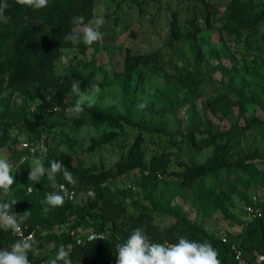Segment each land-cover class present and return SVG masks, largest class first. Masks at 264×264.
Segmentation results:
<instances>
[{"label":"rangeland","instance_id":"rangeland-1","mask_svg":"<svg viewBox=\"0 0 264 264\" xmlns=\"http://www.w3.org/2000/svg\"><path fill=\"white\" fill-rule=\"evenodd\" d=\"M7 2L9 5V0ZM231 3L232 0H138L135 3L131 0H98L90 22L96 17H104L106 24L101 28L103 39L87 46L84 53L77 49H65L56 64L59 75L81 72L96 80L100 87L94 105L91 108L84 105L80 116L85 115L87 124L77 133L79 144L76 151L87 170L88 179L79 181L74 178L75 183L69 186L63 174L58 173L54 180L44 176L35 183L28 179L33 158L22 152V145L17 148V157L13 159L7 146H0V158L7 159L12 165L11 175L22 180L1 200L15 201L22 197L20 191L30 192L33 189L31 186L37 184L43 197L40 200L46 205L47 194L62 191L60 186L64 185V190L77 191V199L73 202L83 208L87 202L95 201L98 190L107 188L114 194L115 203L127 208V214L150 209L161 230L171 227L179 217L184 216L191 223L201 224L209 235L227 242L253 225L255 220L246 211V206L249 199L255 196L264 204V155L263 158L249 159L247 165L240 163L239 166L208 173L195 179L192 187L183 186L181 178L160 174L156 185L143 192L141 187L136 186L144 173L142 170L118 171V164L127 159L132 148L143 152L149 165L165 150L170 158V170L174 172L190 169L195 162L208 166L215 154L210 136L228 134L231 137L226 135L224 141L236 142L238 128L243 127L246 131L243 149L254 152L259 148L264 152V19L255 31L234 29L228 24ZM174 26L181 31L188 28L191 35L174 38ZM0 28L16 33L19 24L4 14L0 17ZM127 50L135 56L155 53L162 66L157 69L140 67L139 79L132 82L131 90L124 83ZM13 52V39H10L4 43L2 53L7 56ZM187 67L205 75L203 81L192 88L180 81V72ZM91 92L88 89L82 93L90 95ZM228 92L234 102L239 94L249 99L245 112L241 111L239 103L224 107L221 98ZM77 99L73 92L66 96L69 109L65 115L59 106L48 108L44 113L42 106L52 103L51 96L47 98L49 103L43 105V97H32L4 80L0 84V119L7 111L12 123L10 141L18 138L23 144L33 140L34 134L27 128L29 123L40 121L68 127L73 117L69 110ZM142 104L145 105L143 108L140 107ZM255 108L257 112H254ZM89 112L98 119L116 118L122 138L93 147L95 118ZM254 115H258L262 123H253L249 127L245 118L249 121ZM192 124L202 130L195 136L198 146L182 141L175 146L170 145L168 138L159 133L186 132ZM143 126L153 132L141 130ZM46 136L43 133L36 144L43 155ZM176 138L181 139V136ZM107 173H117V176L105 182H92L89 177L100 178ZM203 188L213 192L212 196L200 195ZM89 192L93 195L90 196ZM95 222L92 217L86 223H77L73 219L53 230L41 229L40 242L45 248H39L38 241L35 256L39 259L46 257L47 260L41 264H48L58 252L56 244L48 241L47 234L72 232L82 239L100 236ZM103 233L104 236L116 235L118 231L110 223L104 227ZM262 257L258 255L254 264H264Z\"/></svg>","mask_w":264,"mask_h":264},{"label":"trees","instance_id":"trees-1","mask_svg":"<svg viewBox=\"0 0 264 264\" xmlns=\"http://www.w3.org/2000/svg\"><path fill=\"white\" fill-rule=\"evenodd\" d=\"M97 1L49 0L46 8L36 10L27 5H20L16 3V0H9L10 4L5 14L19 24V29L18 32L12 33L8 29L0 28V84L7 80L9 85L23 89L26 94H30L32 97L41 96L44 101L43 105L49 103L47 98L51 96L52 103L47 107L42 106L43 112L46 113L48 108L59 106L62 114L65 115L64 113L69 109L66 96L72 92L73 81L79 83L82 92L91 89V85L97 84V81L81 72L59 75L56 64L63 57L65 49H77L81 53L86 51L87 46L83 43L73 45L64 37L73 32L75 27H78L74 23V17L83 16L85 24L92 20ZM131 1L135 3L138 0ZM211 8L214 6L211 5ZM228 13V24L231 27L242 31H255L258 29L260 21L264 19V0H232ZM172 32L174 38H179L181 35L186 37L191 35L188 28L181 31L177 26L173 27ZM10 39H13L14 52L4 56L2 48L4 43ZM140 67L157 69L162 66L158 55L155 53L135 56L127 50L124 59V83L128 90H131L132 82L137 78L139 79ZM180 73V81L188 84L190 88L201 83L205 77L202 72L192 67L184 68ZM221 99L224 107L227 105L231 107L232 104L239 103L242 106V112H245L249 104V99L243 98L241 94H239L236 102L231 100L229 92ZM6 112L4 111L2 114L4 116L0 119V146L3 148L7 146L8 152L11 153L10 158L13 159L17 157V148L21 143H19L18 138L10 141L9 130L12 123ZM254 112H257V108ZM90 115L95 118L94 126L96 127L92 140L93 147L106 145L122 138V132L116 118L99 117L98 119L95 114L90 113ZM253 117L249 121L244 117L249 127L253 123H262L258 115ZM126 122L130 124V122ZM86 124L85 115L79 116V118L72 117L68 127L57 126V124L49 125L40 121L29 123L27 128L34 135L33 140H28V142L37 150L35 154H31L28 149H23L22 152H25L30 158L42 159L46 168L50 166L53 160L61 161L75 179L84 181L87 177V170L81 164L80 155L76 148L79 144L77 133ZM243 128H238L239 132L235 129L238 132L236 142L224 141V137L228 134L221 133L210 136V142L215 145V154L210 159L208 166L195 162L190 169L184 168L183 171L174 172L170 170V158L165 150L160 156H156L149 165L144 159L143 152L132 148L127 159L118 164V171L142 170L144 173L136 186L141 187L143 192H146L148 187L156 185L160 174L181 178L183 186L192 187L195 179L202 178L208 173L228 166H239L240 163L247 165L249 159L263 158L264 152L259 148H256L254 152L243 149L245 143L243 136L246 132ZM141 130L148 133L153 132L151 128L144 126L141 127ZM43 133L47 134L46 141L44 140L46 145L44 155L40 153L36 145L41 139L38 137H41ZM159 133L168 138L170 145L175 146L179 141H182L198 146L195 136L201 134L202 130L198 125L192 124L186 132L167 133L159 131ZM177 136H181V139H177ZM199 140L203 143L202 139ZM181 165L183 164L181 163ZM116 176L117 173H107L100 178L92 175L89 177L92 182H98V180L105 182L107 179ZM14 179L15 182L9 193L22 182L19 176ZM68 185L72 186V183L68 182ZM31 187L33 189L30 192L29 190L20 191L22 197L15 200L16 204L13 206V211L18 214L25 211L29 212V218L22 225L26 226L29 231L35 232L36 246L41 239L39 234L41 229L53 230L56 226L72 222L73 219L77 223H86L92 217L96 220L95 224L99 228L97 230L99 235L104 234V227L110 223H113L114 228L118 231L116 235H102L103 240L78 238L79 235L72 232L61 235L47 234L48 241L56 244V250H59L60 246L63 245L69 251L72 264H116V246L126 243L132 231L138 227L143 228L150 240L156 243H178V238L181 236L200 243L209 242L217 250L221 264H254L258 255L264 256V204L260 205L263 212L262 217L252 216L255 220L253 225L245 229L238 237L229 238L227 242H224L209 235L201 224L191 223L184 216L179 217L171 227L161 230L150 209L144 208L138 212L127 214V208L116 204L114 194L107 188L98 190L95 201L87 202L83 208L76 206L73 201H65L62 207L51 208L45 214L43 208L47 206L42 204L43 200H40L43 197L39 194L37 184H33ZM132 192L133 190L130 191V194ZM204 193L208 197L213 194V192H207L203 188L200 195ZM8 194L0 189V203L13 201L1 200L4 195ZM250 203L251 199L247 204ZM17 240L19 239L14 236L13 231L0 229V248H10ZM38 247L44 249L45 245L40 242ZM35 252L32 250L29 253L30 264H41L47 260L46 257L37 258ZM238 254L239 258H237ZM58 264H63V262L60 261Z\"/></svg>","mask_w":264,"mask_h":264},{"label":"clouds","instance_id":"clouds-1","mask_svg":"<svg viewBox=\"0 0 264 264\" xmlns=\"http://www.w3.org/2000/svg\"><path fill=\"white\" fill-rule=\"evenodd\" d=\"M20 5H27L36 10L46 8L49 0H16ZM9 7L7 0H0V17H3ZM83 16L74 17V23L78 26L70 34L65 35L64 39L70 41L73 45L83 43L91 46L103 39L101 28L106 24L104 17H96L92 22L85 24ZM72 92L78 96L74 106L69 110L73 117L79 118L84 111V105L91 108L95 103V95L100 92L98 84L91 85V94H84L80 90L78 82L73 81L71 85ZM145 105H140L143 108ZM24 159H27L25 157ZM12 165L7 159L0 158V189L8 194L15 179L11 175ZM58 173H62L65 180L69 183H75V179L67 167L57 160H53L49 167H45L39 158H33L32 167L28 179L38 183L44 176L49 180H54ZM64 190V185L60 186ZM74 195V193L72 194ZM89 195L93 193L89 192ZM72 196H69L71 199ZM47 207L43 212L47 214L51 208L62 207L65 203L64 196L56 193L47 194L45 202ZM16 201L0 203V229L4 231L21 232V225L29 218V212L22 214L15 213L13 206ZM90 240H103L102 235H92ZM37 242L29 234L20 240H17L10 248H0V264H30L29 253ZM116 254V264H221L218 258L217 250L209 242H196L183 236L178 238V243H156L150 240L143 228H135L127 242L118 244ZM239 258V254L237 256ZM261 259H264L262 257ZM72 264L70 253L63 245L60 246L55 257L50 259L48 264Z\"/></svg>","mask_w":264,"mask_h":264},{"label":"built area","instance_id":"built-area-1","mask_svg":"<svg viewBox=\"0 0 264 264\" xmlns=\"http://www.w3.org/2000/svg\"><path fill=\"white\" fill-rule=\"evenodd\" d=\"M21 145H22L23 149L30 150L31 154H35L36 153L37 149L35 147H33L31 145V143H29L28 141H25ZM53 193L60 194V195L64 196L65 201H75L77 199V191L74 190V189H65V190H62V191H55ZM73 193H74V195H72ZM69 196H72V198L69 199ZM260 205H261V202L259 201L257 196H255V197H253L251 199V203L247 204L246 211L252 216L262 217L263 216V212H262V210L260 208ZM21 229H22V231L19 232V233L13 232V234H14V236L16 238H18L20 240V239H22L24 237H27L29 234H31L33 236L34 240L36 239L35 232L29 231L26 226L21 225ZM36 248H37V246L35 244V246L33 247L32 250L36 251L35 250Z\"/></svg>","mask_w":264,"mask_h":264}]
</instances>
